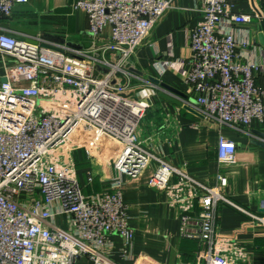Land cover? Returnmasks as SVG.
I'll return each instance as SVG.
<instances>
[{"label":"built area","instance_id":"1","mask_svg":"<svg viewBox=\"0 0 264 264\" xmlns=\"http://www.w3.org/2000/svg\"><path fill=\"white\" fill-rule=\"evenodd\" d=\"M28 1L0 0V78L7 80L0 82V264L128 263L135 230L123 178L148 170L150 188L179 214L180 236L198 242L199 264H247V248L216 229L218 205L232 204L220 191L228 179L220 174L218 186L209 187L185 164L174 165L162 152L169 138L157 124L143 136L141 122L150 112L163 114L169 128L173 115L156 102L160 87L130 71L131 58L177 0H77L88 20L89 48L11 37L2 23ZM202 2V20L188 37V67L182 64L195 98L185 104L220 126L263 124L264 90L256 84L263 69L244 59L225 29L260 16L236 12L230 0ZM77 153L116 171L100 193H84ZM216 153L220 166L231 164L237 145L220 135ZM257 220L264 225V217Z\"/></svg>","mask_w":264,"mask_h":264},{"label":"crops","instance_id":"2","mask_svg":"<svg viewBox=\"0 0 264 264\" xmlns=\"http://www.w3.org/2000/svg\"><path fill=\"white\" fill-rule=\"evenodd\" d=\"M230 1L236 12L257 13L264 19V0ZM76 2L29 0L26 4H17L12 17L5 23L36 31L38 37L49 34L61 43L89 48L93 40L88 33L87 16L75 7ZM202 7V0H177L175 8L164 16L147 43L131 58V66L140 70L144 79L154 77L170 85L186 96L185 103L194 102L195 98L189 93L181 70L188 67L184 64L191 57L188 37L190 30L202 20ZM257 22L234 28L225 25V29L237 38L244 59L263 69L256 84L264 90V50L255 42ZM109 37L110 31L106 30L103 39ZM158 103L173 115L170 128L163 114L157 116L158 110L147 117L150 125L157 124L169 138L161 142L162 152L174 165L181 168L185 164L191 177L209 187L218 186L220 174L228 179V185L220 191L232 204L218 205L217 232L247 248V264H264V225L257 220V217H264V136L261 135L264 123L254 121L250 127L233 129L205 121L163 99ZM220 135L237 145L236 160L225 166L218 164L216 156ZM77 169L86 195L100 193L105 182L116 175L111 164L98 160L93 164L84 153L80 155ZM92 172L93 181L89 183ZM151 176L152 171L148 170L135 180L123 178V197L131 207L130 226L135 230V240L131 260L128 263L119 261L120 264H199L198 242L195 247L185 244L187 239L180 236L179 214L168 206L164 194L150 188Z\"/></svg>","mask_w":264,"mask_h":264},{"label":"water","instance_id":"3","mask_svg":"<svg viewBox=\"0 0 264 264\" xmlns=\"http://www.w3.org/2000/svg\"><path fill=\"white\" fill-rule=\"evenodd\" d=\"M259 22H257L256 24V40L255 42L258 44V46H260L261 48H263L264 50V19L261 18L258 19ZM2 26L6 29H9L10 32V36L15 38L17 41H21V42H27V43H31V44H37L38 41L36 40L37 37L39 36L38 32L27 29V28H23L20 26H16V25H12L9 23H3ZM24 35H27L29 37H25ZM44 39L47 40H54L57 41L59 43H61V40L49 35V34H45L42 36ZM130 71L139 75V76H143V73L136 69V68H130ZM7 80L6 78L2 77L0 78V82L1 83H5ZM149 81L158 85L160 87V91L158 93V96L171 103L174 104L178 107H181L187 111H189L190 113H192L193 115L204 119V117L199 114L197 111H195L193 108L189 107L188 105L185 104V99L186 96L181 93L180 91L176 90L175 88L171 87L170 85L166 84V83H161L160 80L154 78V77H149ZM262 136H264V134H261Z\"/></svg>","mask_w":264,"mask_h":264},{"label":"rangeland","instance_id":"4","mask_svg":"<svg viewBox=\"0 0 264 264\" xmlns=\"http://www.w3.org/2000/svg\"><path fill=\"white\" fill-rule=\"evenodd\" d=\"M160 100H162L161 98H157L156 102H160ZM141 127H143L145 129V132L143 133V136L146 137L149 134H151V132H149L151 130L150 128V124H149V120L148 118H144L141 122ZM85 193V192H84Z\"/></svg>","mask_w":264,"mask_h":264},{"label":"trees","instance_id":"5","mask_svg":"<svg viewBox=\"0 0 264 264\" xmlns=\"http://www.w3.org/2000/svg\"><path fill=\"white\" fill-rule=\"evenodd\" d=\"M80 155H82V153H77L76 154V162H77V165H78V162L80 160ZM186 240V239H185ZM186 245H189L191 247H195L196 246V241L195 240H191V239H187V242H185Z\"/></svg>","mask_w":264,"mask_h":264},{"label":"bare ground","instance_id":"6","mask_svg":"<svg viewBox=\"0 0 264 264\" xmlns=\"http://www.w3.org/2000/svg\"><path fill=\"white\" fill-rule=\"evenodd\" d=\"M104 162H107V161H104Z\"/></svg>","mask_w":264,"mask_h":264}]
</instances>
